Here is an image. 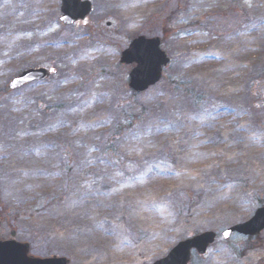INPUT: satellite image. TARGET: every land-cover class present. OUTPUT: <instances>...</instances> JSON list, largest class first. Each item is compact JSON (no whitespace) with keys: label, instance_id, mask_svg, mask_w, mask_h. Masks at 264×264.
Segmentation results:
<instances>
[{"label":"rangeland","instance_id":"1","mask_svg":"<svg viewBox=\"0 0 264 264\" xmlns=\"http://www.w3.org/2000/svg\"><path fill=\"white\" fill-rule=\"evenodd\" d=\"M235 1L264 22V0H93L72 27L61 0H0V241L69 264H154L213 232L190 264H264V232L222 235L264 207V90L261 101L248 90L264 35L214 33ZM141 36L160 38L171 64L133 98L135 65L120 59ZM41 68L53 76L5 92ZM188 88L210 107L195 108Z\"/></svg>","mask_w":264,"mask_h":264},{"label":"water","instance_id":"2","mask_svg":"<svg viewBox=\"0 0 264 264\" xmlns=\"http://www.w3.org/2000/svg\"><path fill=\"white\" fill-rule=\"evenodd\" d=\"M93 12L92 0H61V23L72 26L77 22L86 20ZM160 38L139 37L131 42L129 47L121 54L120 63L135 67L129 75V89L139 95L146 93L159 84L164 69L170 64V59L161 49ZM51 77L47 69H31L21 72L12 79L6 87L11 93L35 82H45ZM264 231V207L258 209L252 219L246 223L234 226L223 233L225 240L232 234L246 237H256ZM217 235L213 232L203 233L192 239L179 243L164 258L154 264H189L193 252L205 256L211 245L216 241ZM30 255V245L18 243L15 240L0 241V264H69L65 258L41 259Z\"/></svg>","mask_w":264,"mask_h":264},{"label":"trees","instance_id":"3","mask_svg":"<svg viewBox=\"0 0 264 264\" xmlns=\"http://www.w3.org/2000/svg\"><path fill=\"white\" fill-rule=\"evenodd\" d=\"M233 3V4H232ZM231 5H233V7H229L227 9V11H225V13L223 15H220L221 18V24L218 27H214V33L215 34H222L225 36H229L231 33H239L242 30H245L247 28H254L256 33L262 32V34L264 35V22H257L255 21V18H252L251 16L248 15V13L246 12V9H244L245 11L239 9L237 6L240 5L238 2H232ZM247 3V2H246ZM231 15H233V17H231ZM224 20H226L228 23H226L227 25H224ZM254 78L250 81L249 85H248V90L251 94H254V97H256L258 99V101H261L260 97H261V92L264 90V68L261 69L260 72H256L254 75ZM190 88V87H189ZM186 92V96L189 97V99L192 102V105L195 108L198 109H206L208 107H210V103L208 100H206L203 96H201L200 94H194L192 89H189ZM193 93V94H192ZM133 98H137L138 95L131 93ZM164 108V105H160L159 107H155L154 109L144 111V112H140L138 114L139 118H142L144 115H148L152 112L155 111H162ZM43 111L45 113H51V112H57L58 111V107L56 106H47V107H42ZM153 114V113H152ZM138 118V119H139ZM124 130L122 129L121 131H116L114 132V134H112L107 140L108 142L111 144V142H114V140H118V135H123ZM61 157L63 159V161L65 162V167L67 169V178H70V175L72 173V167L70 166V164L72 163V159L71 156L69 155L68 152H61ZM127 172H129L126 169ZM133 172V170H132ZM1 209V206H0ZM2 211H0V220L2 221L1 217ZM17 219L14 218H9V223H12L14 221H17Z\"/></svg>","mask_w":264,"mask_h":264}]
</instances>
